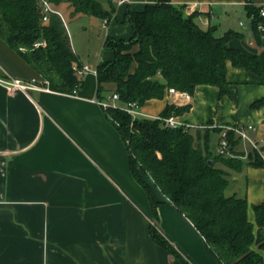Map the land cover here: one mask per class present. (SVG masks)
Masks as SVG:
<instances>
[{"label": "crops", "instance_id": "obj_1", "mask_svg": "<svg viewBox=\"0 0 264 264\" xmlns=\"http://www.w3.org/2000/svg\"><path fill=\"white\" fill-rule=\"evenodd\" d=\"M155 2L130 0L129 5L133 11H142ZM172 3L182 8L185 16L199 11L198 25L204 30L215 28L223 35L229 30L242 32L241 28L231 27L229 21L242 14L248 17L246 4L258 7L264 0H172ZM124 11L116 12L114 19L131 27L124 20ZM109 23L105 26L108 30ZM115 30L120 34L119 27ZM132 35L131 27L126 36ZM230 45L246 55L259 56L263 75L258 77L228 62L231 95L220 97L217 87L198 86L189 104L190 111L182 119L189 124L213 123L216 128L251 125L254 127L248 130L251 138L250 134L256 133L260 126L258 138L262 140L260 143L252 140L262 150L264 107L240 114L243 96L239 90L238 97L235 96V87L256 85L246 96L248 105L264 97V47L250 45L246 38L235 39ZM72 48L81 63L92 69L115 57L114 54L112 59L93 64L81 59L73 45ZM0 76L42 81L2 39ZM104 87L116 88L112 84ZM207 88L215 92L209 94ZM97 89L94 73L84 76L83 87L76 93L54 89L10 94L0 85V264H183L152 238L155 221L147 194L132 176L129 153L120 133L96 102ZM215 94L222 108L229 107L236 116L233 125L220 117H210L204 124L195 121L197 113L207 105L206 95ZM177 102L176 96L167 95L164 100L148 101L142 110L157 116L168 103ZM157 103L162 107L155 113ZM251 147V143L242 140L235 152H247ZM225 170L229 173V195L247 198L249 218L257 228L251 207L264 203V199H255L256 193H264V166L256 167L249 162L241 171ZM238 177H242V187L236 185ZM155 195L161 202L157 209L158 230L181 256L189 264H219L193 223L176 206L166 203L159 190Z\"/></svg>", "mask_w": 264, "mask_h": 264}, {"label": "trees", "instance_id": "obj_2", "mask_svg": "<svg viewBox=\"0 0 264 264\" xmlns=\"http://www.w3.org/2000/svg\"><path fill=\"white\" fill-rule=\"evenodd\" d=\"M57 10L71 9L70 19L91 15L111 19L116 13L113 0L106 10L97 0H50ZM124 20L130 23L129 39L108 37L106 49L113 60L97 66L98 99L118 94L123 104L136 102L143 107L151 100H164L170 88L194 95L201 85L215 86L220 97L231 95L227 64L263 75L257 55H246L230 42L244 39L243 32L229 30L219 35L215 28L204 30L196 22L197 12L185 16L172 0H156L142 11L124 5ZM248 16L257 7L246 4ZM0 39L5 41L36 73L63 93L83 87L84 77L74 71L82 63L76 56L66 26L53 14L47 22L38 0H0ZM42 45L36 47V43ZM116 88L108 94L105 85ZM264 107V97L251 104L252 110ZM190 105L168 103L160 116H183ZM106 118L120 133L130 158V170L147 194L154 225V241L189 264L158 230V206L155 191L166 203L173 204L203 236L206 246L219 264H264V203L251 208L255 224L249 218L250 205L245 197L229 195V173L241 171L243 163L235 152L242 141L228 134L229 154L210 151L212 131L165 127L159 120L135 119L126 112L109 107ZM219 135L221 131L213 130ZM219 143V142H218ZM264 166V161L251 163Z\"/></svg>", "mask_w": 264, "mask_h": 264}, {"label": "rangeland", "instance_id": "obj_3", "mask_svg": "<svg viewBox=\"0 0 264 264\" xmlns=\"http://www.w3.org/2000/svg\"><path fill=\"white\" fill-rule=\"evenodd\" d=\"M97 1L101 3L104 9L110 10L111 8L110 0H97ZM113 5L117 9L116 10L117 13H120L124 9V6H119L117 4V0H113ZM60 12L62 13L65 19V22L67 25L66 30L69 34L72 45L74 46V48L80 55L81 59L88 60L89 62L93 64H96L98 61H106L114 57V52L110 49H106L104 46L107 36L112 37V38H115V37H122L125 39L130 38V36H126V34H127V30L131 32V27L125 23H120L117 19H114L115 14L112 16L111 19H108L109 21L113 19L109 23L111 27H110V30H108V27H105L106 25L104 24L103 20L100 19L99 17L91 16V15H81V17L71 20L70 19L71 9H68L67 6L62 8ZM197 13H198V16L196 18L198 20L200 18V12L197 11ZM239 19H241L245 24L248 23V17L242 14L240 16H236L234 19L229 21L230 23L229 25H231V27H233L234 29L241 28L238 25ZM118 27L121 30V32H119L120 34H118L115 30ZM115 33H117V35ZM254 46H257V45H254ZM256 88H257L256 85H253V84L252 85H237L235 87V96L238 97L237 95H239V91L242 93V96H243V99L241 100V103H240L241 104L240 114H244L248 111H251V112L253 111L251 109V103L249 105L246 104L247 103L246 96L249 95L251 92H253ZM112 91L113 89H109L108 94L111 95ZM207 92L209 94H213L212 92H215V91H213V89L211 88H207ZM206 96L207 97L205 98L207 101V105L203 107V110L197 113V118L195 119V121L197 123L204 124V121L209 119L210 117L211 118L220 117L221 121H224L226 124L233 125L236 119V116L232 114L230 108L228 107V108L223 109L222 106L220 105L222 103H218V97L216 96V94L215 96L211 95V97L209 95H206ZM108 101L111 102V99H108ZM159 107H162V105L159 104L158 107L154 109L153 111L155 113H158L160 110ZM246 122H247V119H244L243 123H246ZM191 126H193L191 131L195 133V131L198 129L202 131L203 136L205 135L206 130L212 131L210 135V140H209L210 151L213 154H217L219 135L217 133H214L213 130L217 129V132H218L221 130V128L219 127L216 128V126L213 123H208L206 125L191 124ZM261 130H262V127L259 126L257 127L256 133L250 134L252 138L254 139V141H258V143H260V141L262 140L258 138V136H260L261 134ZM236 153L240 156L243 166L248 164L249 162L252 163L258 160L264 161L263 160L264 149L261 150L260 148L258 149L252 146L251 149H249V151L247 152L237 151ZM241 178L240 177L236 178L237 180L236 185L238 187L243 186ZM230 190L231 189L227 191V194L231 193ZM255 195H257L256 196L257 198H255L257 200L264 199V193L262 192H258Z\"/></svg>", "mask_w": 264, "mask_h": 264}, {"label": "built area", "instance_id": "obj_4", "mask_svg": "<svg viewBox=\"0 0 264 264\" xmlns=\"http://www.w3.org/2000/svg\"><path fill=\"white\" fill-rule=\"evenodd\" d=\"M39 5L41 7L43 21L47 22L51 15L57 14L65 24V19L62 13L57 10L50 0H38ZM130 0H117V4L119 6H124L129 3ZM104 24L107 25L109 23L108 19H104ZM239 26L242 29L244 34V38L247 39L250 45H257L260 47H264V4L257 7V12L248 16V23L245 24L242 20L239 21ZM42 45V43L38 42L35 44L36 47ZM74 71L79 77H84L87 73H94L97 75L96 69H92L87 64H82L81 66L75 65L73 67ZM0 85L5 87L10 94H13L17 91H22L26 93L31 92H53V88L50 83L46 80L41 82L37 80L31 81H22L20 79H13L4 76H0ZM74 91L72 93H76ZM167 95L176 96L178 102L175 104L177 106H185L189 105L192 101V94L186 91H180L174 88H170L168 90ZM111 99V102L108 101ZM108 99H97L96 102L105 110L109 107L118 108L127 114L131 115L135 119L139 118H147L153 120H159L165 127L178 129H192L193 126L191 124L185 122L181 116L172 115L169 117H162L160 115L153 116L143 112L142 107L139 106L136 102L123 104L120 102V97L118 94H114L109 96ZM120 103V104H119ZM248 130H254V127L249 125L247 127L244 126H224L221 128L220 140L218 144V154L219 155H228L229 154V140L228 134L233 132L236 137L241 138L252 144L253 147L258 148V145L252 140V138L248 135ZM264 159V158H263Z\"/></svg>", "mask_w": 264, "mask_h": 264}]
</instances>
